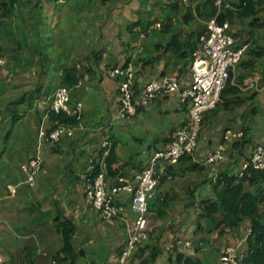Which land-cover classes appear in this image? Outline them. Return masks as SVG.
I'll return each instance as SVG.
<instances>
[{"label":"crops","instance_id":"crops-1","mask_svg":"<svg viewBox=\"0 0 264 264\" xmlns=\"http://www.w3.org/2000/svg\"><path fill=\"white\" fill-rule=\"evenodd\" d=\"M17 1L14 32L22 40L15 47L9 41L10 59L0 69V186L22 182L21 166L35 151L40 125L53 129L59 124L48 115V105L63 86L64 67L77 69L79 83L70 90L78 123L70 125L76 129L74 137L42 145L45 165L35 184L0 201L3 264H72L55 260L63 248L59 228L66 220L79 255L75 264H117L135 215L128 208L126 222L109 225L87 201L82 175L100 143L95 132L104 127L117 158L108 168L106 157L103 170L113 182L130 180L169 146L174 132L187 122L188 108L174 94L156 99L135 116L120 117L119 84L110 71L134 67L137 100L147 83L162 75H176L182 86L189 85L194 53L208 35L215 8L210 0L187 6L170 0ZM254 6V16L233 20L238 42L249 48L232 73L229 92L204 118L195 153L162 167L148 237L128 264H177L180 256L219 264L225 248L251 231L249 220L238 228L224 226L219 214H206L203 203L216 199L221 175L243 177V165L256 145L264 143V5L254 0ZM6 72L15 77L10 87L2 85ZM229 130L242 131L243 138L225 142ZM220 147L227 159L213 174L207 160ZM130 199L128 192L117 197L128 206ZM177 238L192 242V248L166 251Z\"/></svg>","mask_w":264,"mask_h":264},{"label":"built area","instance_id":"built-area-1","mask_svg":"<svg viewBox=\"0 0 264 264\" xmlns=\"http://www.w3.org/2000/svg\"><path fill=\"white\" fill-rule=\"evenodd\" d=\"M179 5H190L193 0H170ZM218 7V15L224 8H231L226 0H214ZM264 4V0H261ZM62 2L61 0L59 1ZM208 35L194 53L191 82L182 86L178 76L162 75L150 80L140 99L137 100L136 71L131 65H124L111 69L110 75L119 84V115L127 118L135 116L141 108H147L160 97L179 94L181 102L188 108L187 122L178 128L169 146L156 152L150 159L149 165L133 179L118 177L114 182L104 170L94 174L95 165H102L108 157L113 143L106 135L104 127L95 133L100 137V143L94 157L90 159V168L83 173L84 194L87 201L99 213L100 218L109 225L118 221L126 222L128 208L135 218L129 230L128 239L119 253L117 264H128L130 258L137 252L139 245L148 237L151 203L155 199L161 182V170L164 165H177L185 156L193 155L198 147L204 118L222 103L223 92L231 80L232 73L242 62L248 44L238 43L236 32L232 24L226 20L219 21L214 17L207 24ZM7 60L0 56V69L4 68ZM78 104V109L81 108ZM56 113L73 114L71 109V90L69 87H59L48 105V115ZM76 129L67 125H58L47 129L41 124L38 130L36 147L32 156L22 164L23 180L20 183H8L0 186V201L14 199L23 185L35 184L38 175L42 172L45 161L42 155V145L49 141L58 143L65 137H74ZM243 138L242 131H227L223 135L225 142ZM227 159L224 148L216 149L207 160L212 165V172L216 174L217 165ZM253 169L264 172V143L256 145L251 157L243 165V171ZM122 192L131 194L129 206L118 202L117 197ZM246 240L235 245H229L220 256L219 264H245L244 244ZM190 241L180 238L170 241L166 251L174 252L180 248H192ZM4 263L0 252V264Z\"/></svg>","mask_w":264,"mask_h":264},{"label":"trees","instance_id":"trees-1","mask_svg":"<svg viewBox=\"0 0 264 264\" xmlns=\"http://www.w3.org/2000/svg\"><path fill=\"white\" fill-rule=\"evenodd\" d=\"M210 2L215 8L210 20L218 16L219 21L224 22L228 20L232 26L235 16L238 18H248L255 14L254 0H239L238 5L231 3L230 0H226V2L230 3L231 8H224L219 15V10L215 5V1L210 0ZM17 6V0H0V30L3 33L6 32L8 28H12L11 25L14 23L15 18L14 10ZM261 26H264V23H262ZM5 35L7 36V41L14 42L12 31ZM0 51H2V48ZM61 81L63 86L69 87V89L77 85L79 83L77 69L75 67H64ZM227 92L229 91L226 89L223 92V96L227 94ZM24 102L25 99L23 97V99L19 101V104H23ZM76 116L77 114L75 113L71 115H67L66 113L50 114V118L59 123L56 127L58 125H76L78 123ZM15 121H17V118L14 119V123ZM116 160L117 158L113 145L106 158L108 168H110ZM102 170V165H95L94 174ZM244 172L243 177L221 175L216 181V199L204 202L203 205L206 206L205 211L208 216L213 217L215 214H219L221 216L220 223L227 227L238 228L245 220H249L251 223V231L245 238V264H264V172L255 171L253 169ZM108 177L110 178L109 175ZM254 185L256 186L254 187ZM71 226L72 224L66 220L64 225H61L62 228H59V232L63 238V248L55 257V260L58 262L71 260V263L75 264V260L79 257V255L74 252L71 243L73 236V229ZM61 254H64V257ZM171 264H173V262ZM177 264L203 263L198 259H185L180 256L178 257Z\"/></svg>","mask_w":264,"mask_h":264},{"label":"rangeland","instance_id":"rangeland-1","mask_svg":"<svg viewBox=\"0 0 264 264\" xmlns=\"http://www.w3.org/2000/svg\"><path fill=\"white\" fill-rule=\"evenodd\" d=\"M11 26H12V28H8L7 31L4 32V34H8L10 31H12V35L14 37V42H12V43H14V47H15V45H16L15 42H18L19 40H22V38H21L20 34H15V32H14V26H15V24L13 23ZM0 34L2 35V37L0 38V40L3 41V43L2 42L0 43V45H1L0 47H3L2 48V51H0V56L4 57L6 60H9L10 59V56H9V54H10V51H9L10 47L8 46L9 41H7V38H6L7 36L6 35H3V32L2 31H0ZM240 36H241L240 34L237 35L238 38ZM239 40H241V39L239 38ZM2 79H3L2 80V82H3L2 85L3 86H9L10 87V86H12V82L15 80V77H14V75H13L12 72L11 73L6 72V73H4V76H3ZM5 82L7 84H5ZM86 96H87V98H86V100H87L88 99V95H86Z\"/></svg>","mask_w":264,"mask_h":264}]
</instances>
